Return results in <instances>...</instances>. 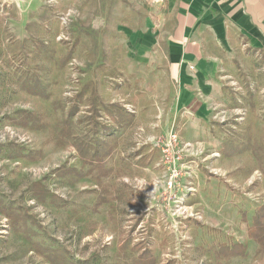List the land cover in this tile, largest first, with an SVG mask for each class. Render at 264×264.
I'll return each instance as SVG.
<instances>
[{
    "label": "rangeland",
    "instance_id": "374dc122",
    "mask_svg": "<svg viewBox=\"0 0 264 264\" xmlns=\"http://www.w3.org/2000/svg\"><path fill=\"white\" fill-rule=\"evenodd\" d=\"M119 2L0 0V208L27 209L37 223L25 236L0 211V264H51L38 245L76 264H133L139 244L156 264H264L247 232L264 205V55L242 51L224 65L230 99L212 120L224 142L187 147L159 113L166 103L145 97L114 58L121 29L144 27L122 23ZM25 76L41 78L48 97ZM114 116L130 122L119 128ZM103 130L115 133L106 157H82ZM37 182L60 202L39 200ZM237 243L247 256L225 257Z\"/></svg>",
    "mask_w": 264,
    "mask_h": 264
},
{
    "label": "crops",
    "instance_id": "0c3cea01",
    "mask_svg": "<svg viewBox=\"0 0 264 264\" xmlns=\"http://www.w3.org/2000/svg\"><path fill=\"white\" fill-rule=\"evenodd\" d=\"M118 2L122 23L144 25L114 39L120 70L142 81L145 97L166 103L159 113L178 122L186 142L218 147L224 139L212 120L230 99L223 68L238 52L264 55V0Z\"/></svg>",
    "mask_w": 264,
    "mask_h": 264
},
{
    "label": "trees",
    "instance_id": "16d2710c",
    "mask_svg": "<svg viewBox=\"0 0 264 264\" xmlns=\"http://www.w3.org/2000/svg\"><path fill=\"white\" fill-rule=\"evenodd\" d=\"M23 76V75H22ZM23 83H29L30 89L32 93L35 95H39L43 98H47L49 95V90L44 85L43 80L39 77L30 76L26 77L25 79H22ZM250 90V87H248ZM73 115V114H72ZM115 122L119 124V128L126 127L127 124H129V120L126 118H115ZM105 136V138L100 137L99 131L95 132L94 137L91 138L89 145L83 149L81 152L82 157L84 158H91L92 160L98 161L99 159H103V157H106L103 152L105 149H107L106 144L110 142L111 139L114 138L115 133H111L108 130H103L102 132ZM9 150H12L13 154H19L18 157L26 158L29 160H35L40 159L42 155H39L38 157H34V154L30 152L27 154H22V151L20 149H17L16 146L9 145ZM101 169V175L105 176L108 175L109 172H107L102 166ZM33 190L35 192V196L38 197V199L41 197H47V199L50 200L51 203L54 202H60L61 198H59L56 194L49 193L48 190H46L45 185L42 182H37L33 185ZM44 199V198H43ZM40 200V199H39ZM42 200V199H41ZM45 201V200H44ZM43 201V202H44ZM6 209L0 208V211L7 215L10 219L13 220L14 228L17 232H20L24 234L25 236L29 233H33L32 226L36 225L33 216L30 214V212L26 209H22L21 207H15L13 204H5ZM253 222L251 227L248 228V236L250 239L255 241L259 246L262 254L264 253V205L261 206V208L255 213L253 216ZM135 247L140 253L136 260H134L133 264H156V258L153 254L152 249L145 246L144 244L136 245ZM37 251L41 255H44L47 257L48 261L51 264H76L72 261L70 262L66 258V250L64 249H53L50 247H44V246H37ZM225 257L227 258H233V257H241L244 258L247 256L248 253V247H246L243 244L237 243L234 244L231 247L223 246V252ZM78 264H89V262H79ZM166 264H174L172 261L166 263Z\"/></svg>",
    "mask_w": 264,
    "mask_h": 264
},
{
    "label": "built area",
    "instance_id": "2783aa9c",
    "mask_svg": "<svg viewBox=\"0 0 264 264\" xmlns=\"http://www.w3.org/2000/svg\"><path fill=\"white\" fill-rule=\"evenodd\" d=\"M186 145H187V147H190V148L194 147V145H191V144H186Z\"/></svg>",
    "mask_w": 264,
    "mask_h": 264
},
{
    "label": "clouds",
    "instance_id": "9594fccd",
    "mask_svg": "<svg viewBox=\"0 0 264 264\" xmlns=\"http://www.w3.org/2000/svg\"><path fill=\"white\" fill-rule=\"evenodd\" d=\"M161 183H162V181H161ZM151 195V194H150Z\"/></svg>",
    "mask_w": 264,
    "mask_h": 264
}]
</instances>
